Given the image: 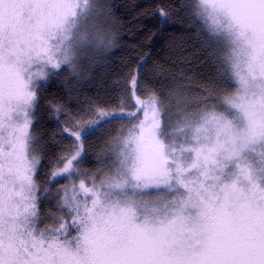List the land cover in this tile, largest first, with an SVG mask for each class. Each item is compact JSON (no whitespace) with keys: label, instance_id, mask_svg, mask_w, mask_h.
<instances>
[{"label":"snow or ice","instance_id":"1","mask_svg":"<svg viewBox=\"0 0 264 264\" xmlns=\"http://www.w3.org/2000/svg\"><path fill=\"white\" fill-rule=\"evenodd\" d=\"M108 8L0 0V264H264V0L157 10L162 24L185 10L209 37L218 80L195 111L184 83L145 81L146 60L114 107L44 103V82L114 46L99 23ZM42 111L59 153L37 135ZM114 127L111 152L85 170L91 141Z\"/></svg>","mask_w":264,"mask_h":264},{"label":"trees","instance_id":"2","mask_svg":"<svg viewBox=\"0 0 264 264\" xmlns=\"http://www.w3.org/2000/svg\"><path fill=\"white\" fill-rule=\"evenodd\" d=\"M103 2L109 5L106 29L109 28L110 31L111 28L114 33L113 51L108 55L100 53L103 55L92 58L91 63L80 74L73 75L65 68L62 75L44 82V103L56 99L69 108H73L77 102L86 104L89 101L102 105L107 103L114 107L119 103L116 93L127 80V73L141 64L142 60H146L142 73L145 81L157 91L161 85L165 90L171 88L174 80L184 83L181 100L189 106V110L195 111L194 106L204 95V87L217 82L218 69L205 47V42H209L208 35L190 14L185 10H176L170 13L166 23H161L157 10L178 8L181 0ZM137 94L142 95L139 92ZM123 99L126 104H130L127 95ZM37 135L42 136L53 154L62 150L54 143L61 141L57 123L55 119H48L47 113L43 111ZM119 135L114 127L101 138L93 139L89 159L82 167L95 173L97 167H100L97 155L106 156L110 153L111 145L115 144ZM66 182L67 180H61L57 187ZM46 210L55 209L49 205ZM50 223L52 221H48V225Z\"/></svg>","mask_w":264,"mask_h":264},{"label":"rangeland","instance_id":"3","mask_svg":"<svg viewBox=\"0 0 264 264\" xmlns=\"http://www.w3.org/2000/svg\"><path fill=\"white\" fill-rule=\"evenodd\" d=\"M99 23L106 29L107 25H108V20L107 19L106 20L102 19ZM108 30H109V28H108ZM110 32L113 33L111 28H110ZM114 46L112 48L108 49L107 51H104V52H101V53H103V54L105 53L106 55H108L109 53H111L113 51ZM103 54H100V55H103ZM97 56L98 55H96V54H94L92 52H84V53H82L81 56H80V60H79L78 66H77L78 67V73L77 74H80V73L84 72L86 66L91 63L92 58H96ZM116 136H117V134H116ZM118 139L119 138H117L116 140H118ZM67 184H68V181L66 183L62 184L61 186H66ZM50 224L51 225H49V226H52L53 222L50 223Z\"/></svg>","mask_w":264,"mask_h":264}]
</instances>
